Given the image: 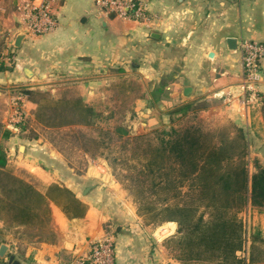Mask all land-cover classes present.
Listing matches in <instances>:
<instances>
[{
	"label": "crops",
	"instance_id": "crops-1",
	"mask_svg": "<svg viewBox=\"0 0 264 264\" xmlns=\"http://www.w3.org/2000/svg\"><path fill=\"white\" fill-rule=\"evenodd\" d=\"M137 1L145 3L148 20L100 15L94 0H62L53 7L57 27L43 36H31L20 25V0H0V52L7 53V65L12 66L0 72V83L32 88L42 78H84L118 69L143 83L135 106L149 126L167 125L169 112L176 107L204 103L200 116L222 117L242 127L250 151L254 146L256 157L264 163L259 102V96H264V58L258 97L248 102L239 48L245 40L264 44V0ZM22 33L25 36L15 47ZM229 39L236 40L235 49L229 48ZM26 106L35 107L29 101ZM24 150L30 163L24 172L31 178L19 177L41 192L51 184L67 187L87 210L81 217H69L50 202L48 234L43 240L0 243L7 245L19 264H69L86 251L87 240L107 236L116 241V264H182L163 246V237H152L151 228L137 216L104 162L81 176L61 177L42 163L43 154L53 156L48 147ZM248 214L254 229L264 236V212ZM0 261L7 264L5 258Z\"/></svg>",
	"mask_w": 264,
	"mask_h": 264
},
{
	"label": "trees",
	"instance_id": "trees-1",
	"mask_svg": "<svg viewBox=\"0 0 264 264\" xmlns=\"http://www.w3.org/2000/svg\"><path fill=\"white\" fill-rule=\"evenodd\" d=\"M11 69L0 64V72ZM21 93L36 105L37 124L68 129L85 155L108 164L146 227L176 224L163 241L172 258L182 264H264V236L248 216L264 212V163L255 157L251 172L250 142L242 127L230 120L212 125L200 116L206 105L192 102L172 109L167 125L137 134L111 123L81 96L53 98L29 88ZM259 102L264 122V96ZM12 136L3 130L2 139ZM50 202L69 217L87 210L67 187L51 184L41 192L14 174L0 144V243L7 241L6 231L31 230L29 240H43Z\"/></svg>",
	"mask_w": 264,
	"mask_h": 264
},
{
	"label": "rangeland",
	"instance_id": "rangeland-1",
	"mask_svg": "<svg viewBox=\"0 0 264 264\" xmlns=\"http://www.w3.org/2000/svg\"><path fill=\"white\" fill-rule=\"evenodd\" d=\"M34 84L35 86L29 89L46 92L53 98L81 96L87 104L102 112L105 118L111 119V123L117 122L128 125L134 133H146L154 127L143 121L141 110L135 106L137 99L142 94L143 83L136 76L127 72L112 69L84 78L58 75L39 79ZM23 89L25 87H13L3 82L0 83V144H3L7 151L9 169L14 174L17 176L22 174L31 178L30 175H26L24 172V168L30 164L24 154L26 147L29 150L48 147L54 157L49 152L43 154V158L41 157L43 159L42 163L47 168L58 171L63 177L69 173L81 176L89 167L99 166L101 162H104L99 158L85 155L81 151L80 145L67 136L68 129L56 131L37 124L34 116L37 107L33 103L35 105L34 109L28 110L26 103L29 100H27V96L21 93ZM21 95L25 97L24 104H21L17 99ZM20 110L24 113V119L21 122H15L17 112ZM111 112L113 113L112 118L110 116ZM209 120L212 125L224 121L222 117H212ZM5 129L10 130L13 134L8 140L2 139V133ZM46 156H52L53 158L48 157L46 159ZM256 156L255 147L253 146L250 151L251 172L253 171L252 163ZM104 163L108 166L106 162ZM109 172L111 173L110 168ZM129 199L131 201L130 197ZM133 208L135 209L134 205ZM155 229L151 228L152 237ZM20 233L6 231V238L13 241L18 238H20L18 240H21V238L22 240H29L32 231H22Z\"/></svg>",
	"mask_w": 264,
	"mask_h": 264
},
{
	"label": "built area",
	"instance_id": "built-area-1",
	"mask_svg": "<svg viewBox=\"0 0 264 264\" xmlns=\"http://www.w3.org/2000/svg\"><path fill=\"white\" fill-rule=\"evenodd\" d=\"M61 1L20 0L17 11L20 14L22 31L31 36H43L54 30L57 27L58 19L53 7ZM94 2L100 15L123 20H148V10L143 2L137 0H94ZM239 48L242 53L244 72L243 88L247 93L248 102H250L257 99L258 85L263 80L261 64L264 58V44L245 40L239 43ZM8 62H10V58L7 53H0V64ZM17 99L21 104L25 103L24 96L21 95ZM23 119L24 113L20 110L14 121L21 122ZM175 232V223H165L156 227L153 238H166ZM116 247L113 236L87 240L86 251L76 254L69 264H116ZM0 264L3 263L0 261Z\"/></svg>",
	"mask_w": 264,
	"mask_h": 264
},
{
	"label": "water",
	"instance_id": "water-1",
	"mask_svg": "<svg viewBox=\"0 0 264 264\" xmlns=\"http://www.w3.org/2000/svg\"><path fill=\"white\" fill-rule=\"evenodd\" d=\"M25 36V34H20L16 41H15V47H18L20 42L22 41L23 37ZM152 37H156L155 34L152 35ZM228 45L230 49H235L236 48V40L234 39H229L228 40ZM23 147H21L22 149ZM0 258L1 259H6L7 260V264H19V262L15 259L14 254H12L11 252H8V247L5 244L0 245Z\"/></svg>",
	"mask_w": 264,
	"mask_h": 264
}]
</instances>
